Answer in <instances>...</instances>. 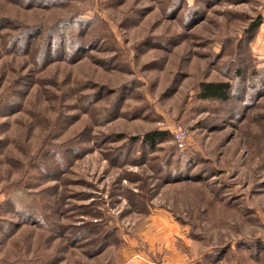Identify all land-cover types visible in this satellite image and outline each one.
Instances as JSON below:
<instances>
[{"label":"rangeland","instance_id":"374dc122","mask_svg":"<svg viewBox=\"0 0 264 264\" xmlns=\"http://www.w3.org/2000/svg\"><path fill=\"white\" fill-rule=\"evenodd\" d=\"M174 259L264 264V0H0V264Z\"/></svg>","mask_w":264,"mask_h":264},{"label":"trees","instance_id":"16d2710c","mask_svg":"<svg viewBox=\"0 0 264 264\" xmlns=\"http://www.w3.org/2000/svg\"><path fill=\"white\" fill-rule=\"evenodd\" d=\"M263 24V18L259 17L257 20H255L251 26L249 27V30L252 34H254ZM201 97L203 99H214L218 101H229L231 97L232 92V86L229 82H213L208 81L201 84ZM167 132L164 131H158V130H152V132L146 133V135L143 138V141L145 144L152 148H155L156 144L160 139L167 137Z\"/></svg>","mask_w":264,"mask_h":264},{"label":"built area","instance_id":"2783aa9c","mask_svg":"<svg viewBox=\"0 0 264 264\" xmlns=\"http://www.w3.org/2000/svg\"><path fill=\"white\" fill-rule=\"evenodd\" d=\"M175 133L179 139V147L180 148H184L185 146V142H186V138H187V134L185 133V131L181 128L179 130H175Z\"/></svg>","mask_w":264,"mask_h":264},{"label":"crops","instance_id":"0c3cea01","mask_svg":"<svg viewBox=\"0 0 264 264\" xmlns=\"http://www.w3.org/2000/svg\"><path fill=\"white\" fill-rule=\"evenodd\" d=\"M184 260H171V261H169V262H167V264H189L188 263V261H185V262H183Z\"/></svg>","mask_w":264,"mask_h":264}]
</instances>
